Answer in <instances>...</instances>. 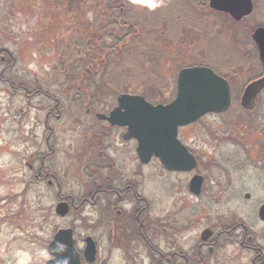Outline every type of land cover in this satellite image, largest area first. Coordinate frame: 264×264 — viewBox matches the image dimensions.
Returning <instances> with one entry per match:
<instances>
[{
    "label": "rangeland",
    "instance_id": "1",
    "mask_svg": "<svg viewBox=\"0 0 264 264\" xmlns=\"http://www.w3.org/2000/svg\"><path fill=\"white\" fill-rule=\"evenodd\" d=\"M59 1L0 0V264H21L16 255L18 251L47 247L62 228L76 229L75 241L79 248L84 245V238L94 233L101 256L109 255L107 252L112 249L110 263L123 264L127 254L114 250L105 233L109 214L105 206L72 209L65 218L55 213L60 202L58 194L77 197L88 192L90 182L81 170L83 154L98 144L96 135L101 134L102 139L107 132V128L101 132L90 131V122L96 117L93 113L87 114L91 106L86 102L63 103L61 115L53 109L55 98L64 94L65 100L67 94L66 87L62 89L56 83L60 80L55 78L61 73L58 67L65 53L63 47L76 40L79 33L76 34L75 28L78 31L82 25L85 27L83 33L90 30L96 37L100 27L95 21L102 15L97 0H80L83 5L69 0V7L60 5ZM179 6V0H165V7L155 12V21L150 19V12L130 7L132 16H136L134 22L140 27L137 29L140 38L131 40L132 43L123 48L119 46L112 57L117 66V77L114 76L113 81L108 79L112 87H105V94L101 92L99 96L95 95L98 94L96 89H91L96 101L100 99L94 103L95 111L107 114L122 93L150 94L153 101H171L178 72L204 59L207 61L209 55L207 63L232 82L236 104L225 115H210L180 130V139L200 159V166L194 173L206 177L204 193L196 197L189 192L192 174H170L154 159L143 168L146 202L140 208L149 204L147 218L160 224L154 227L159 231L155 241L166 248L176 246L183 251L192 249L199 253L197 247L204 230L213 229L215 236L220 231L230 230L231 233L219 238L218 248L213 253L207 249L203 251L205 264H253L255 253L247 246L264 250V222L258 214L264 204V170L247 165L246 147L227 148L219 142L227 135L238 137L244 133L247 137L249 133H264V94L259 100L263 109L252 114L240 107V97L248 80L260 73L251 61L249 38L254 25H264V0H257L255 14L244 24L235 23L210 6L204 10L193 7L204 24L202 19L201 22L200 19L192 23H183L182 19L178 22L175 17L179 16ZM71 18H76V25H65L64 22ZM103 18L108 20L107 15ZM173 21L179 25L175 36L169 30ZM114 67L110 65L108 71ZM28 81H32L34 88L27 92L22 87ZM36 82L48 94L36 92ZM109 90L112 94H107ZM50 137L55 155L46 148ZM96 148L95 154L103 152L102 148ZM48 154L51 157L47 166L57 177L53 180L49 176L53 185L36 178L41 156ZM122 160L129 169L140 164L132 155H125ZM224 161H228L227 164ZM117 208L110 210L113 217L117 216L116 210L132 214L136 206ZM99 219L103 221L100 227ZM250 234L256 236L254 241L249 240ZM141 250L143 254L126 249L129 260L142 264L150 261L149 257L144 260L146 251ZM33 264L39 262L33 261Z\"/></svg>",
    "mask_w": 264,
    "mask_h": 264
},
{
    "label": "flooded vegetation",
    "instance_id": "2",
    "mask_svg": "<svg viewBox=\"0 0 264 264\" xmlns=\"http://www.w3.org/2000/svg\"><path fill=\"white\" fill-rule=\"evenodd\" d=\"M13 1V0H12ZM183 6H179L178 12L179 16L175 17L178 22L180 20H183V23H192L194 21H197L200 19V16L190 13L189 12V6L191 7V10H194L193 7L196 6L198 8H201L204 10V0H180V3ZM254 5V12L249 16L241 21H235L230 15H228L235 23L244 24L247 23L246 20L250 17H252L255 14L256 6H257V0H253ZM120 4L123 6L125 4L124 1H120ZM121 6V7H122ZM121 12L123 11V8H121ZM202 19V18H201ZM200 19V22H201ZM173 23H176L173 21ZM264 23V22H263ZM66 24V22H64ZM202 24H204V20L202 19ZM178 25V24H177ZM176 25V27H177ZM257 25V24H256ZM254 25L253 31L250 33V47H251V61L254 65L260 69L259 74H254L249 80L246 86L244 87V90L246 87L255 81H258L264 77V69L260 60L259 56V50L256 42L253 39L254 32L259 29L260 27H264V25L260 24L258 26ZM179 26V25H178ZM173 29V36L177 35V31ZM204 32V31H203ZM4 58L1 55L2 61H4ZM204 66V65H203ZM219 71V70H218ZM217 72V71H216ZM220 73L223 77L228 79L225 75H223L220 71L217 72ZM28 84L23 86L24 88H31L32 87V81H28ZM232 85V91L233 90V84L230 81ZM22 87V88H23ZM14 88V86H13ZM242 91V94L244 92ZM241 94V97H242ZM264 94V89L261 90L259 93V96L256 100V103L252 109H244V111H252L256 112V110L263 109L260 108V97ZM240 97V100H241ZM241 104V102H240ZM264 104H262L263 106ZM241 107V105H240ZM96 105L91 106V109L87 111V114H92L97 117L99 113L104 112H97L95 111ZM55 111L61 115L62 111L59 105H55L53 107ZM229 112V111H228ZM52 115L51 113H48V116ZM220 116L218 114H211ZM223 115V113H222ZM210 116V115H208ZM206 116V117H208ZM57 117V116H56ZM92 120V119H91ZM96 122L99 123H105L104 125H98ZM105 127V128H103ZM107 128V129H106ZM106 129L107 132L104 133V137L101 139V134L96 135L97 138H99V142L97 145H92L89 152L87 154H83L84 158L82 160L81 170L84 171L85 177L88 178V182H90V185H88V192L84 193L83 195L79 194L77 197H64L61 194H58V200L59 201H66L69 200V204L71 206V210L75 209L79 211L83 207L89 205V206H99L103 208V206L106 207V213L107 218V231L106 236L111 240L112 248L119 249L124 254H127L129 257L128 250H136L138 253L143 254L144 252L141 249H144L146 254L144 255V260H146L148 257L150 261H146L147 263L144 264H205V257L203 254V251L206 249L209 253H213L216 248H218L219 244V238L222 237V235H227L228 233H231L230 230H223L217 233L215 236V231H213L212 236L208 240H202L199 244V247H197L198 252H193L192 249L189 251H183L180 247H170L166 248L159 243L155 241V239L159 236L158 229H155L154 227L159 226V223L151 222L147 218V211L149 204L147 206H143L140 208L141 205H143L146 202V199L143 197V180H144V172L143 168L145 165H143L137 155V141L133 138H127V128L120 127L117 125H112L107 120L99 119L98 117L94 119V121L90 122V131L92 133L96 131H102ZM117 131V133H115ZM249 131H251L249 129ZM254 131V130H253ZM54 134L50 135L53 136ZM237 135H227V137H221V140L219 142V145L232 147V146H238V147H246L245 151H247V160L246 163L248 166L256 167L259 169L264 170V133H249L246 137L245 134H238ZM51 137L47 139L46 142V148L48 150L53 151L55 155V149H53V145L51 143ZM102 148L103 152H99V154H95V151ZM99 149V150H100ZM87 152V151H86ZM85 153V152H83ZM125 155H132L135 159L138 158L140 164L136 166L134 169H129L127 165L123 164V158ZM51 157L48 155H42L40 166L37 169V175L36 178L40 180V182H46L48 185H53V180H56V174L55 172L50 173L49 167L47 166L48 158ZM198 158V157H197ZM249 159V161H248ZM228 161H224V163L227 164ZM242 166V165H241ZM32 169V165H30ZM170 173V172H168ZM171 174H176L175 172ZM180 174H189L193 176L194 173H180ZM203 177L204 175L201 174ZM49 176L53 180L49 179ZM206 177H204V183H203V189L202 194L204 193V185ZM201 194V196H202ZM119 206H131L135 207V212L132 214H125L122 212V210H116L117 216L113 217L111 211L115 210ZM118 209V208H117ZM134 209V208H133ZM111 210V211H110ZM125 217H127V220L125 221ZM102 220L99 219L98 226L102 224ZM73 229V228H72ZM74 236L76 233V229H73ZM91 236L95 243L97 248V255L96 260L93 262H90L85 257V250H86V237ZM247 237V234L245 235ZM83 242L84 245L82 247H78L77 245L76 250L80 254L81 262L80 264H111L110 263V251L108 250L107 256L102 257L101 256V247L99 244V241L97 240L94 233L91 235H87ZM256 236L249 235V240H255ZM212 238L214 240L212 241ZM127 244H132L126 245ZM142 244V245H139ZM242 246H244V243H241ZM249 248H252L254 250V257H253V264H264V250H262L259 247H253L247 246ZM138 249V250H137ZM126 257V261L123 264H142L140 262L136 261H130L129 258ZM198 258L200 261H198Z\"/></svg>",
    "mask_w": 264,
    "mask_h": 264
},
{
    "label": "water",
    "instance_id": "3",
    "mask_svg": "<svg viewBox=\"0 0 264 264\" xmlns=\"http://www.w3.org/2000/svg\"><path fill=\"white\" fill-rule=\"evenodd\" d=\"M253 4V0L209 2L213 11L229 14L235 21L250 16L254 11ZM253 39L258 46L264 69V27L254 32ZM262 89L264 77L250 83L242 94V107L252 109ZM231 105L232 91L229 82L210 67L196 66L180 71L177 78V94L170 103L153 104L141 95L121 94L117 98V107L108 115L99 113L97 117L114 126L127 128V138H133L138 143L137 154L142 164L148 165L156 158L168 171L192 172L197 168L198 160L180 140V128L194 124L208 114L226 112ZM203 183V176L194 175L189 183L190 193L200 196ZM69 212L70 204L66 201L56 206V213L60 217H66ZM259 217L264 222V204L259 210ZM212 234L211 229L204 230L202 240H208ZM54 238L67 243L70 252L75 248L74 264H80L73 230L61 229ZM85 242V257L93 262L97 255L96 243L92 237H87ZM54 246L53 243L51 247Z\"/></svg>",
    "mask_w": 264,
    "mask_h": 264
},
{
    "label": "trees",
    "instance_id": "4",
    "mask_svg": "<svg viewBox=\"0 0 264 264\" xmlns=\"http://www.w3.org/2000/svg\"><path fill=\"white\" fill-rule=\"evenodd\" d=\"M74 1L79 2V4L83 5V3H80V0ZM120 1L121 0H97L98 6L101 8L100 11L102 12V15L95 21L96 24H98V26L100 27L99 30H96V37L95 35H92L90 33V30H84L83 33V29L85 27L82 25L78 28V31L77 28H75L76 34L79 33L76 37V40L67 43L66 46L63 47L65 53L63 52L62 57L59 59L58 67V69L61 70V73H58V76H56L55 78L60 80L56 81V83L61 85L62 89L64 86L66 87L67 94L65 96V100L64 94L61 95V97H56L55 99H57V102L55 105H59L63 109V103L72 101L75 104H83L86 102V105L88 104L90 106H94V103H97V101L99 102L100 99L96 101L97 97L92 95L91 89H96L98 94L95 93V95L99 96L101 92L103 95L105 94V87H112L111 85H109V80L113 81L114 76L117 77V66L114 64L115 61L112 60V57L115 56L118 48H120L119 46L123 48L124 46L132 43L131 40L138 41L140 38L137 33V29L139 30L140 27L137 22H134V20H136V16H132L133 8L131 5H128L129 0H122L126 5H128L127 7H121L123 8L122 12V9L118 8L120 7ZM198 1L200 2V0ZM59 2L60 5L69 7V0L68 2L67 0H61ZM180 6H183V2L182 4L180 3ZM188 6L189 12L196 15V13L191 10L189 4ZM208 6L209 0H204V9L208 8ZM104 15L108 16L107 21L104 20ZM149 16L151 20L155 21L157 13L152 12ZM66 24L76 25V18H71L70 21L68 20V22H66ZM176 25L177 23L172 22V25L169 28L170 32L175 29ZM134 34H137V36H134ZM91 37H94V40H92ZM108 41H110L111 44H107ZM208 58L210 59L209 55H207V61L204 59L203 62L196 65L210 66L215 71L219 72L214 66H212L211 63H207ZM110 65L115 67L108 71ZM44 82L46 83V81ZM35 84V89H37L35 90L36 92L48 94V92L45 91L46 89L44 87L39 86L38 82H36ZM31 88H34L33 84ZM25 89L27 92L30 91V88ZM110 93L111 91L109 90L107 94ZM58 95H60V93H58ZM143 96L147 100L156 103V101H153L155 99H152L150 94ZM173 97H175V94L173 95ZM61 100H64V102H62ZM235 104L236 99L234 98L233 107L235 106ZM227 126H230V124H227ZM233 129L234 130L230 129L232 130V134L235 131V128Z\"/></svg>",
    "mask_w": 264,
    "mask_h": 264
},
{
    "label": "clouds",
    "instance_id": "5",
    "mask_svg": "<svg viewBox=\"0 0 264 264\" xmlns=\"http://www.w3.org/2000/svg\"><path fill=\"white\" fill-rule=\"evenodd\" d=\"M129 3L134 10L150 13L165 7V0H129ZM4 159L7 161L8 157L5 156ZM45 238H47L46 235ZM53 243L55 246L51 247ZM16 255L20 257L21 264H33V261L39 262V264H74L76 258L75 248L70 252L67 243L55 238L47 247H34L32 251H18Z\"/></svg>",
    "mask_w": 264,
    "mask_h": 264
}]
</instances>
